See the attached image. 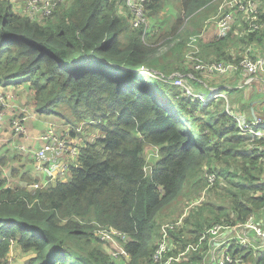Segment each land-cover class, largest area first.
<instances>
[{"label":"trees","instance_id":"trees-1","mask_svg":"<svg viewBox=\"0 0 264 264\" xmlns=\"http://www.w3.org/2000/svg\"><path fill=\"white\" fill-rule=\"evenodd\" d=\"M115 2L72 0L37 21L0 0V86L23 90L26 105L41 120L60 127L84 122L100 132L80 147L65 181L27 190L5 186L0 177V264L8 263L13 246L32 250L27 264H153L158 231L146 243L156 213L176 200L186 173L195 177L204 168L203 179L208 183L206 174H214L212 187L223 184L228 204L211 207V216H204L193 207L205 208L202 198L184 213L188 200L177 216L184 213L182 224L168 232L172 244L183 246L210 223L241 220L264 205V160L245 148L223 98L221 108L210 110L214 99L190 100L176 86L141 71L185 72L180 61L186 38L202 31L203 20L217 10L216 0H177L179 13L160 29L151 25L144 38L142 29L116 13ZM164 2L172 1L146 5L148 20ZM259 3L264 19V0ZM185 18L191 28L178 35ZM245 27L239 20L235 29ZM201 44L203 59L230 61L232 52L239 60L253 55L252 44L264 49V28L249 34L235 30ZM148 145L158 146L159 158L145 172ZM9 174L28 184L39 179L13 167ZM97 226L130 234L128 260L112 258L99 246L92 233ZM230 251L241 256L234 264H264V252ZM198 259L196 254L178 264Z\"/></svg>","mask_w":264,"mask_h":264},{"label":"built area","instance_id":"built-area-1","mask_svg":"<svg viewBox=\"0 0 264 264\" xmlns=\"http://www.w3.org/2000/svg\"><path fill=\"white\" fill-rule=\"evenodd\" d=\"M6 1H9L17 12L27 18L41 21L49 18L58 6L65 5L72 0ZM150 1L152 0H116L115 2L116 13L126 17L132 28L142 29L143 38L149 28L146 5ZM216 2L218 3L217 10L211 18L214 20L216 28L215 37H226L229 33L233 34L235 30L239 34L243 32L249 34L259 32L264 28V19L260 17L262 12L259 0H216ZM239 20L246 23L243 31L235 29ZM188 37V52L184 54L187 64L184 66L185 68L208 75H234L239 86L246 89V95H248L252 83L256 81L258 91L264 92V49L262 47L252 48V56L244 54L239 60H235L236 56L231 52L232 60L230 61H210L199 56L202 31L190 34ZM141 71L148 76L156 77L176 86L181 90L183 96L190 100L198 99L205 104L210 99L222 97L224 111L235 121L237 134L244 138L245 148L260 154V158L264 160V117L255 109L254 116L251 115L250 118H247L245 112L234 111L227 95L222 94L217 88L198 92L191 88L188 78L179 73L165 75L154 70L142 69ZM160 106L166 113H170L163 104ZM33 116H35L33 109L26 105L25 93L22 96H16L14 86H0V129L5 127L13 136L20 135L26 138L27 128L24 121ZM44 121L46 122V131L40 135V145L37 149L23 157L21 154L23 145L19 143L16 146L20 156L26 159L22 163H28L29 156L32 162V172L39 178L38 181L29 184L23 183L20 186L27 190L46 187L57 181H65L63 180L64 173L65 171L69 172L70 165H75L81 147L70 144L68 138L70 132L80 131L81 124H85L84 122L75 127L69 125L59 132L56 130L57 124L54 121ZM151 146L154 147V150L146 154V162L150 159L148 156H153V160L159 158L158 146ZM16 156V152H10L12 162ZM144 171L146 172V165ZM206 178L211 184L214 181V174H206ZM5 186L11 185L6 184ZM198 202V199L190 202L184 208V213ZM184 213L176 220L160 224L159 238L151 254L153 264H178L192 261L191 259L196 254L199 259L191 264H234L237 260H241V256L234 255L230 251L231 248H245L254 254L264 252V205L241 220L212 222L200 232L195 240L178 247L176 244H172L168 232L182 224ZM92 233L99 246L110 257L121 261L129 259V253L125 248V244L130 240L128 232L112 226H97L93 228Z\"/></svg>","mask_w":264,"mask_h":264},{"label":"rangeland","instance_id":"rangeland-1","mask_svg":"<svg viewBox=\"0 0 264 264\" xmlns=\"http://www.w3.org/2000/svg\"><path fill=\"white\" fill-rule=\"evenodd\" d=\"M172 1L171 3H163V6L159 9V11L156 13L155 17L149 18V27L151 25H154L155 28H159L162 26V23L169 17H173L176 12L179 13V6L177 0H170ZM217 3V2H216ZM218 5V3H217ZM210 14L203 20L202 26H210L214 20L211 19ZM188 18L184 19V24L182 26L183 30H180L177 34L181 35L184 31V29L189 28L188 27ZM191 28V27H190ZM189 28V29H190ZM204 28V27H202ZM201 28V29H202ZM203 30V29H202ZM157 32V31H156ZM216 33V31H215ZM191 34V33H190ZM189 34V35H190ZM189 40V37L187 36L186 38V47L184 51L181 54V61L180 63L183 64V66L187 65L186 64V59L184 57V54L188 52V46L187 42ZM201 40L204 41V34L201 37ZM258 45L252 44V48L256 47ZM261 47V46H260ZM165 46L160 47V50H164ZM188 70V68H186ZM187 78V76L185 75ZM220 78V80L223 78L224 80L227 79L229 88H233V86H230V84H235V86H238L239 83L237 84V78L235 77V81L232 80L231 78H226V77H220V76H214ZM246 95V89L244 88H235L234 91L232 92H227V98L229 102L231 103V106L234 111H240L241 113H246L247 118H250V106L249 103L253 101V107L257 113H259L261 116L264 117V92H259L258 91V83L254 81L252 83L251 89H249V93ZM198 111H196V114ZM35 122V125L33 124ZM57 124V123H56ZM81 123L77 124L80 125ZM24 125L27 127H30L29 130L26 131V138L24 136L20 135H14L13 138L10 140L12 145L17 143H20L23 145V152L21 153L23 157L30 155L32 150H35L38 148L40 145V135L46 131V122L41 119H35V118H28L24 121ZM77 125H71V126H77ZM66 127H60L57 124L56 130L61 132V129H64ZM99 130L97 129L96 126L92 127L89 126L88 124H81V129L80 131L72 132L69 134L68 141L71 142L70 144H74L76 146H82L88 141H92L95 137L99 135ZM145 154L153 152L154 147L153 146H147ZM14 152H17L14 150ZM154 159L153 156H150V159L146 162V171L151 166V162ZM27 168H32V162L29 161L26 164V169ZM206 173V168L202 170L201 172L198 173L197 176L189 178V173H186L184 175V180L182 184V188L180 191L176 194V200L172 201L170 204H164L162 205L158 212L156 213L154 220H153V226L150 232V236L147 238V245L150 244L154 238V236L157 234L158 227L161 223L164 221L177 218V216L181 213L182 208L185 204H187L189 201L193 199H200L202 198L203 200L200 201V203L205 204L204 207H198L196 205H193L194 209L196 211L201 210L203 211L204 216H211L209 213L210 208H214L219 205L225 206L228 204L227 200V195L225 194L226 191L223 188V184L221 182H218V185L212 187L214 184H208L203 177L205 176ZM204 175V176H203ZM1 177V175H0ZM69 177V172L65 171L63 180L68 179ZM237 178V180H239ZM198 207V208H197ZM204 208V209H203ZM174 211V212H173ZM195 211V212H196ZM173 212V213H172ZM172 213L171 217L169 215ZM169 217V218H168ZM17 247H13L11 250V253L9 254V259L11 258L10 261H8V264H27L26 261L31 257L26 253H23L19 248L18 252L14 253V250ZM245 249V248H244ZM247 250V249H246ZM32 250H29V252ZM14 258V259H13ZM243 264H246L245 260H243Z\"/></svg>","mask_w":264,"mask_h":264},{"label":"crops","instance_id":"crops-1","mask_svg":"<svg viewBox=\"0 0 264 264\" xmlns=\"http://www.w3.org/2000/svg\"><path fill=\"white\" fill-rule=\"evenodd\" d=\"M216 13V12H215ZM212 18V16H211ZM215 24L214 22L210 25V26H204L203 30H202V36L204 34V41H202L204 44L211 42V40L215 37ZM202 45V44H201ZM206 59H209V57H205ZM179 73V72H177ZM174 74V73H171ZM180 75H186L189 81V84L191 86L192 89L198 91V92H206L208 90H210L211 88H217L222 94H227L228 89H229V84L227 79L224 80L223 82V78L220 80V78L218 77H214V76H220V75H208V74H204L201 72H194L192 70H186L183 73H179ZM220 77H226V78H231L232 80L235 81V76H220ZM237 82V81H236ZM238 84V82H237ZM230 86L233 87H240L235 86V84H230ZM4 88V87H2ZM14 93L16 96H22L24 91L21 90L19 87H14ZM222 100V97L218 96L216 99H214V102L210 104V110H213L215 108H221L222 105L219 104V101ZM218 101V102H217ZM18 102V99H17ZM223 102V100H222ZM254 103V102H253ZM31 118H37L36 116H33ZM39 119V118H37ZM33 124L35 125V122H33ZM30 127H27V130H29ZM13 138V135L11 134V132L9 130H7L5 127L0 129V175L1 178H5L6 179V184H9L11 186H21L23 184V182L19 181V178L17 175H10V168L13 167L15 168V170H18V172H27L31 177H36L34 176L32 169L27 168L26 169V163H22L23 160L26 161L25 158H23L22 156H20L19 150L16 148L17 141L15 145H12L10 140ZM151 146V145H148ZM146 148H148L146 146ZM16 150V157L14 158V161H11L10 158V152ZM150 156H148L149 158ZM29 161H30V157L28 156ZM53 184V183H52ZM14 247V246H13ZM12 247V248H13ZM18 252V248H16L14 250V253ZM11 253V250L9 252V254ZM28 254L29 256L33 255L32 251H26L23 252ZM9 254H8V261L11 260V258L9 259ZM14 259V258H13Z\"/></svg>","mask_w":264,"mask_h":264},{"label":"water","instance_id":"water-1","mask_svg":"<svg viewBox=\"0 0 264 264\" xmlns=\"http://www.w3.org/2000/svg\"><path fill=\"white\" fill-rule=\"evenodd\" d=\"M157 72H159V71H157ZM260 91H262V90H260ZM249 106H250V113H251L252 116H254L253 101H251V102L249 103Z\"/></svg>","mask_w":264,"mask_h":264}]
</instances>
